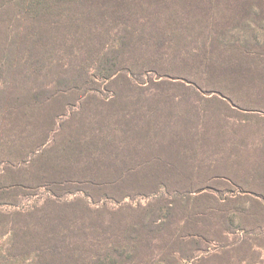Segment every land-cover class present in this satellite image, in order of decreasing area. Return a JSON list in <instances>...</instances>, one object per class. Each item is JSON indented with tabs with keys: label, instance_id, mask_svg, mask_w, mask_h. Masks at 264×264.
<instances>
[{
	"label": "rangeland",
	"instance_id": "obj_1",
	"mask_svg": "<svg viewBox=\"0 0 264 264\" xmlns=\"http://www.w3.org/2000/svg\"><path fill=\"white\" fill-rule=\"evenodd\" d=\"M0 264H264V0H0Z\"/></svg>",
	"mask_w": 264,
	"mask_h": 264
}]
</instances>
